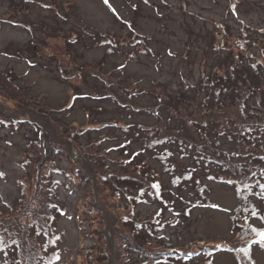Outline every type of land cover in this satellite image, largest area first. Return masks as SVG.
<instances>
[{"label": "rangeland", "instance_id": "374dc122", "mask_svg": "<svg viewBox=\"0 0 264 264\" xmlns=\"http://www.w3.org/2000/svg\"><path fill=\"white\" fill-rule=\"evenodd\" d=\"M107 2L0 0V17L20 23L0 22V76L9 73L11 82L19 88L14 90L18 92H10L9 83L0 81V118L30 117L42 123L45 120L34 110L44 113L48 112L45 105H68L59 113L52 112V120L78 126L77 130L98 127L104 138L102 144L109 148V154L117 159L116 162L122 160L124 165V158L132 157L133 163L123 168V172L111 164V173L116 171V174L135 177L139 175L140 166L145 164L147 179L164 190L161 200L149 198L135 208L138 219H149L153 213L165 219L168 245L177 244L195 251L208 243H231L238 231L237 227L231 228V214L239 201L234 187L209 178L193 156L174 155V169L162 171L157 157L141 153L144 140L135 131L138 125L159 126L160 133L168 131L174 135L183 130L181 134L184 135L187 128L193 139V128L185 126L186 116V121L197 119L207 123L208 120L212 123L211 129L220 120V127L229 130L233 128V121L242 119L238 116L237 101L232 98L234 94L221 95L220 104L226 106L213 101L206 109L203 103L207 88L205 91L200 88L201 83L233 77L232 68L238 69L242 63L247 67L258 65L260 71H264V0ZM224 26L225 30H222ZM102 34L112 35L117 44L112 47L102 43L106 38ZM137 39H142L144 44L135 47ZM115 64L124 65V76L118 71L113 72L116 81H108L107 73ZM97 69L114 89L113 82H117L118 87L122 81L130 79L131 84L136 81L139 93L134 102L138 107H150L152 113L125 110L108 97L94 96L93 92L101 83L92 75ZM238 71L233 81H244L242 69ZM250 81L264 87L263 75ZM246 85L238 86L242 97L248 92ZM179 93L182 100L176 101ZM155 96H160V104ZM255 99L257 96L250 102ZM156 110L160 120L155 116ZM223 115L226 117L222 118ZM258 116L264 119L263 115ZM117 120L120 124H128V130L104 127L106 121ZM11 128H0V201L10 205L20 196V180L27 181L25 168H30L31 164L23 161L30 159L28 155L33 152L28 146L29 130L26 127ZM90 134L97 135L92 130ZM79 140L84 144L87 135L82 134ZM219 143L222 147L236 148L226 137L219 138ZM57 161L61 168H68L65 159ZM189 169H194L191 182L176 185L173 177L182 176ZM56 177L63 184L52 199L65 211L56 221L57 230L62 232L61 258L56 264H110L113 260L120 264L124 251L118 240L114 239L117 255L105 253L108 247L104 231L110 230L108 224L98 233L103 219L89 216L85 211L90 209L92 198L84 194V189L72 184L68 186L63 176ZM199 186L202 195H199ZM101 198V203L110 202L111 213L118 212L107 186L103 187ZM198 200H206L209 205H195ZM213 204L217 207L211 206ZM255 206L259 213L251 217L250 222L258 229L264 228V202H255ZM129 228L118 227L122 235L132 240ZM95 229L98 230L97 242L92 233ZM231 230H234L233 236ZM257 242L250 247V256L256 264H264V238L260 235ZM89 248H93L92 253ZM103 254L107 259L98 258ZM210 258L199 255L197 264H238L235 254L229 250H219Z\"/></svg>", "mask_w": 264, "mask_h": 264}, {"label": "trees", "instance_id": "16d2710c", "mask_svg": "<svg viewBox=\"0 0 264 264\" xmlns=\"http://www.w3.org/2000/svg\"><path fill=\"white\" fill-rule=\"evenodd\" d=\"M103 1L105 2V0ZM112 12L114 13V11ZM4 21H8V19L0 17V22ZM8 22L20 24L12 20ZM222 30H225V26ZM102 36H106L101 41L102 43L112 47L117 44V40H113L112 35L107 37V35L102 34ZM135 44V47H138L144 44V41L137 39ZM109 49L112 51L110 47ZM123 67V64H115L107 73L110 77L108 81H116L113 80V72L118 71L123 75ZM232 69L235 72L233 77L227 76L225 79L217 78L216 81H207L201 83L200 88L202 91L207 88L203 103L206 109L211 106L213 101L222 103L220 101L221 95L234 94L232 98L237 101L238 116L242 119L233 121L231 130L221 128L220 120H218V124L216 123L215 128L211 129L212 123L208 120L207 123L197 119L186 121L187 116L185 126L193 128L192 132L195 134L193 139V136H189L187 133L189 131L187 128H185L186 133L184 135L181 134L183 130L174 135L168 131L160 133L161 128L159 126L151 128L138 125L137 131L134 130L135 134L140 135V138L144 140L141 153L157 157L162 164V171L170 172L174 169L175 162L172 160L174 155L179 157L193 156L195 162L202 165L208 173L209 178L234 187L239 201L231 214V228L237 227L238 231L235 232L237 236L231 243L223 241L208 243L199 246L195 251L192 248L184 249L177 244L167 245L169 238L164 232L166 221L162 219L160 214L153 213L149 219L137 218L135 207L138 203L147 202L149 198L161 200L164 193L159 185L150 183L147 179L146 165H141L137 170L139 175L131 178L124 173L116 174V171L111 173V164L114 167L117 165L123 172L126 167L133 163L132 157L124 158V165L122 160L116 162L117 159L109 154V148L102 144L104 138L98 127L90 126L83 130H77L78 126L60 124L59 121L52 120V112L59 113L68 108V105L58 107L45 105L44 107L48 112L33 111L45 120L44 122L41 121L42 123L30 117L0 118V128L13 127L11 129L17 130L20 127H26L31 133L28 146L33 151L28 155L31 158L23 161V163H30L31 166L28 169L23 166L27 181L20 180V196L14 200L12 205L0 201V264H56L59 262L61 258L59 244L62 241V232L57 230L56 221L65 211L59 209L52 199L56 196L59 186L63 184L57 179V175L66 178L67 185L72 184L79 189H84V194L92 198L90 209H85V211L89 216L103 219V225L101 229H98L99 231L97 230L98 233L104 230L106 223L108 224L110 230L104 231L105 243L108 247L105 253L112 254L113 252L117 255L115 251L117 245L114 239L118 240L119 247L124 251L123 261H120V264L121 262L123 264H197L199 255L210 258L219 250L233 252L238 264H256L250 256L249 250L252 245L258 243V238L264 234V228L258 229L253 226L250 218L259 213L255 202H264V145L262 143L264 142V119L258 116V114L264 116V87L261 88L250 79L264 76V71L261 72L258 65L247 67L242 63L238 69H242L243 74L241 76L244 81H233L239 71L234 67ZM92 75L96 77L97 81H101L96 92H93L97 98L108 97L114 104L125 110L152 113L148 106H136L134 97L139 91L136 88L135 80V83L131 84L130 79L122 81L121 78L122 85L119 84L117 87V82L112 83L116 85L114 89L111 83L105 79V76H101L98 69ZM0 81L9 83L8 91L18 92L14 91L19 90V88L11 82L12 75L9 73L4 77L0 76ZM245 84H247L248 92L242 97L238 86ZM216 88H218L217 91ZM180 94L175 97L176 101L182 100ZM255 96L258 99L250 102ZM155 97L160 104V96ZM168 101L175 103L172 98H168ZM252 103L253 105H251ZM154 113L160 120V116L157 114L158 110ZM225 117V115L222 116V118ZM126 125L128 124H120L118 120L104 123V127L115 126L128 130ZM146 128L145 132L144 129ZM91 130L97 135L92 136ZM142 132H145V135ZM84 133L88 140L82 144L79 138ZM221 137H226L236 148L222 147L219 143ZM60 158L65 159L68 168L60 167L57 161ZM193 171L194 169H189L187 172H183L185 174L182 176H174L173 180H176V185L190 183L193 178ZM144 179L147 180L143 181ZM105 186L110 192V199L114 198L116 201L114 202L118 210L116 214L111 213V207L108 206L110 202L104 204L102 201L101 203V194ZM198 190L199 195H202L201 186L198 187ZM201 204L203 206L209 205L206 200L195 202V205ZM211 206L217 207L215 204ZM125 226L131 227L129 229L132 231V240L127 235H122L118 229V227ZM97 231L95 229L92 232L95 234L96 242L98 240ZM231 234L233 236L234 230H231ZM88 250L89 253H92L93 248ZM98 258L107 259L104 254ZM115 259L117 260V258ZM115 263L116 261L113 260L110 264Z\"/></svg>", "mask_w": 264, "mask_h": 264}, {"label": "snow or ice", "instance_id": "6c2138e0", "mask_svg": "<svg viewBox=\"0 0 264 264\" xmlns=\"http://www.w3.org/2000/svg\"><path fill=\"white\" fill-rule=\"evenodd\" d=\"M105 3H107V0H105ZM262 235V238H264V234H261Z\"/></svg>", "mask_w": 264, "mask_h": 264}]
</instances>
